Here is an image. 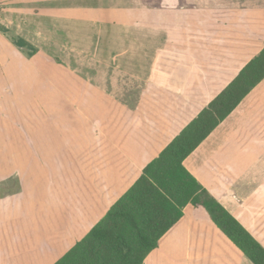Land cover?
<instances>
[{
  "label": "crops",
  "instance_id": "0c3cea01",
  "mask_svg": "<svg viewBox=\"0 0 264 264\" xmlns=\"http://www.w3.org/2000/svg\"><path fill=\"white\" fill-rule=\"evenodd\" d=\"M262 50L264 0H0V77L42 93L60 122L56 145L43 135L28 153L42 161L32 191L0 199V264L60 260ZM258 155L264 80L183 165L264 248V178L242 170ZM231 244L187 205L144 264H216L219 251L251 264Z\"/></svg>",
  "mask_w": 264,
  "mask_h": 264
},
{
  "label": "trees",
  "instance_id": "16d2710c",
  "mask_svg": "<svg viewBox=\"0 0 264 264\" xmlns=\"http://www.w3.org/2000/svg\"><path fill=\"white\" fill-rule=\"evenodd\" d=\"M16 47L37 50L25 41ZM264 80V50L191 121L90 232L55 264H144L187 205L203 208L213 224L251 264H264V248L185 169L183 162Z\"/></svg>",
  "mask_w": 264,
  "mask_h": 264
},
{
  "label": "rangeland",
  "instance_id": "374dc122",
  "mask_svg": "<svg viewBox=\"0 0 264 264\" xmlns=\"http://www.w3.org/2000/svg\"><path fill=\"white\" fill-rule=\"evenodd\" d=\"M23 53L28 55L27 50H23ZM42 98V93L35 92V89L29 90L22 78L0 77V199L2 200L23 201L21 199H25V195L32 191L29 190L32 188L29 171L32 167L40 168L42 161L34 157L33 153H28L41 148L42 136L50 138L54 134L55 141L50 143L53 145L60 141L58 137L60 122L56 117L59 112L54 111L53 115L52 111L49 116L44 113V116L40 107ZM71 129L73 130V126ZM31 137L40 141L31 142L29 141ZM254 159L253 162L250 159H242L244 179L246 176L264 178V157L258 155ZM45 177L48 180L47 176ZM39 178L40 176L36 178L37 181ZM37 181L34 186L39 184ZM2 208L9 211L11 207L7 204ZM20 208L24 209V206ZM221 253L222 251H219V254H216V264H223ZM225 260L230 264L236 263L231 256L226 257Z\"/></svg>",
  "mask_w": 264,
  "mask_h": 264
}]
</instances>
